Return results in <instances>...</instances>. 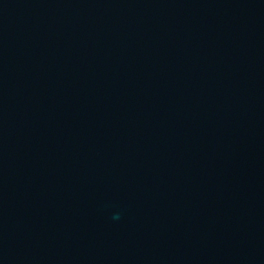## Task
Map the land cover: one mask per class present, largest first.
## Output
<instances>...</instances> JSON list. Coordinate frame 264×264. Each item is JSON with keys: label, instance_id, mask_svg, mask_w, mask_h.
Listing matches in <instances>:
<instances>
[{"label": "water", "instance_id": "water-1", "mask_svg": "<svg viewBox=\"0 0 264 264\" xmlns=\"http://www.w3.org/2000/svg\"><path fill=\"white\" fill-rule=\"evenodd\" d=\"M0 264H264V0H0Z\"/></svg>", "mask_w": 264, "mask_h": 264}]
</instances>
